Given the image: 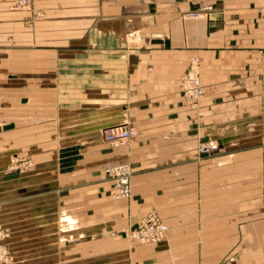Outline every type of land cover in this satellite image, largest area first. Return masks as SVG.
I'll return each mask as SVG.
<instances>
[{
    "label": "crops",
    "instance_id": "0c3cea01",
    "mask_svg": "<svg viewBox=\"0 0 264 264\" xmlns=\"http://www.w3.org/2000/svg\"><path fill=\"white\" fill-rule=\"evenodd\" d=\"M0 0V200L14 264H264V0ZM193 57L205 94L181 92ZM136 135L112 144L114 126ZM218 150L200 155V144ZM12 154L26 172L3 173ZM132 168L117 198L105 169ZM156 212V245L125 231Z\"/></svg>",
    "mask_w": 264,
    "mask_h": 264
},
{
    "label": "built area",
    "instance_id": "2783aa9c",
    "mask_svg": "<svg viewBox=\"0 0 264 264\" xmlns=\"http://www.w3.org/2000/svg\"><path fill=\"white\" fill-rule=\"evenodd\" d=\"M16 8L29 10L31 9V0H17ZM264 51V50H263ZM183 97L193 104H196L205 94L202 85L200 60L198 57L190 59L189 68L181 78L180 84ZM136 135V131L131 127L114 126L104 132L106 139L112 144L126 143L130 138ZM219 146L215 142H206L200 144L198 153L207 155L216 150ZM15 169L24 170L32 166V161L21 157L12 160ZM105 175L113 183L117 193V198L128 199L131 196L132 168L128 163H120L109 166L105 169ZM168 232L167 224L156 212H150L144 216L139 226L132 230L130 237L145 243L156 244L166 238ZM10 234L8 229L0 225V262H8L10 254L6 241Z\"/></svg>",
    "mask_w": 264,
    "mask_h": 264
},
{
    "label": "rangeland",
    "instance_id": "374dc122",
    "mask_svg": "<svg viewBox=\"0 0 264 264\" xmlns=\"http://www.w3.org/2000/svg\"><path fill=\"white\" fill-rule=\"evenodd\" d=\"M263 50H264V48H263ZM262 50V53H263V55H264V51ZM200 60V59H199ZM190 62V61H189ZM189 68V67H188ZM201 68V67H200ZM187 72V71H186ZM183 77V76H182ZM201 79H202V73H201ZM205 89V88H204ZM16 157H21V158H24V159H28V160H31L30 158H25V157H22V156H19L18 154H12L11 155V157H10V162H9V165L5 168V170L3 171V173H10V172H15V171H20V172H26V171H28V170H30L32 167H33V162H32V166H30L29 168H27V169H24V170H17V169H15V167H14V165H13V162H12V160H14V158H16ZM32 161V160H31ZM2 172H1V170H0V174H1ZM1 199V198H0ZM120 199V198H119ZM2 210H3V208H2V203H1V200H0V225L3 227V228H6V229H8V231H9V234H10V236H9V238L7 239V241H6V244H7V248H8V251H9V254H10V260L8 261V262H0V264H14V262H15V257H14V254H13V252H12V250H11V248H10V239H11V236H12V228H11V226H10V222L8 221V219L7 218H4L3 217V213H2ZM158 214V213H157ZM139 226V225H138ZM137 226V227H138ZM137 227H135V228H131V229H128L127 231H125L124 233H125V236L128 238V239H130V240H132V241H135V242H137V243H140V244H151V243H145V242H141V241H139V240H135L134 238H131L130 237V232L132 231V230H134V229H136ZM166 237H167V235H166ZM166 239V238H165ZM164 239V240H165ZM163 240V241H164ZM163 241H161V242H163ZM161 242H159V243H161ZM159 243H156V244H159ZM156 244H151V245H156Z\"/></svg>",
    "mask_w": 264,
    "mask_h": 264
}]
</instances>
